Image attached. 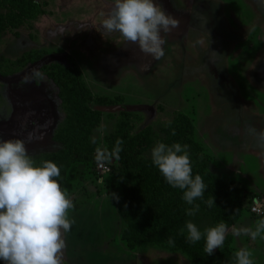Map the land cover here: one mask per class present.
Here are the masks:
<instances>
[{
  "label": "rangeland",
  "instance_id": "374dc122",
  "mask_svg": "<svg viewBox=\"0 0 264 264\" xmlns=\"http://www.w3.org/2000/svg\"><path fill=\"white\" fill-rule=\"evenodd\" d=\"M258 47L264 51V0H0V56L44 52L0 73V167L11 164L0 177L21 188L0 189V264H196L179 235L168 246L145 243L139 222L124 215L126 177L110 154L123 110L136 115L145 156L205 162L247 190L241 217L221 236L232 235L240 264H264V214L251 210L256 198L264 202ZM51 63L76 67L94 97H124L116 106L89 103L99 121L86 130L79 149L87 159L71 165L61 193L49 156L76 149L62 140L74 115L42 70ZM184 119L192 146L175 131ZM100 160L111 167L101 183ZM34 196L48 198L59 216L29 214ZM209 224L193 215L185 237Z\"/></svg>",
  "mask_w": 264,
  "mask_h": 264
},
{
  "label": "trees",
  "instance_id": "16d2710c",
  "mask_svg": "<svg viewBox=\"0 0 264 264\" xmlns=\"http://www.w3.org/2000/svg\"><path fill=\"white\" fill-rule=\"evenodd\" d=\"M43 55L41 50H32L17 59L0 56V73L10 75L18 68L38 62ZM42 70L58 87L63 104L74 115L73 122L69 124L71 129L67 132L69 135L62 140L67 146L75 144L76 149L69 154L59 151L49 156L56 164L53 172L61 193L71 165L87 159L84 151L79 149L87 136L86 130L99 121L97 112L89 109V103L116 106L123 104L124 97H94L74 66L51 63L43 65ZM136 121L135 114L124 110L120 112L115 131L121 136V141L117 149L110 151L111 156L119 161L126 177L123 205L126 219L139 222L141 238L148 244L168 246L170 244L166 242L179 235L180 241L188 242L187 250L196 264H240V257L231 247L232 235L221 234L241 217L247 198L243 187L233 180L216 176L207 169L205 162L182 158L161 162L156 157L145 156L148 145L144 141H137L134 135ZM176 129L178 137L186 144H194L193 127L185 119ZM43 158L45 160V156ZM1 165L0 173H4L5 167L11 164L3 161ZM0 189L21 190L18 181L3 177H0ZM46 199L45 196H34L36 205H28V213L59 216L56 206L45 205ZM195 214L209 218L210 224L197 233L193 232L189 236L190 241L183 230L189 227V219ZM179 244L175 243L173 249H178Z\"/></svg>",
  "mask_w": 264,
  "mask_h": 264
},
{
  "label": "built area",
  "instance_id": "2783aa9c",
  "mask_svg": "<svg viewBox=\"0 0 264 264\" xmlns=\"http://www.w3.org/2000/svg\"><path fill=\"white\" fill-rule=\"evenodd\" d=\"M96 169L98 170V181L99 183L103 182L105 179V175L109 174L111 172V167L108 163L104 161H99L96 164ZM257 199V203L251 207L252 212H254L256 215H262L264 214V202H259V198Z\"/></svg>",
  "mask_w": 264,
  "mask_h": 264
},
{
  "label": "crops",
  "instance_id": "0c3cea01",
  "mask_svg": "<svg viewBox=\"0 0 264 264\" xmlns=\"http://www.w3.org/2000/svg\"><path fill=\"white\" fill-rule=\"evenodd\" d=\"M255 23H256V22H255ZM258 38H259V37H257L256 40H258ZM249 48H251V49L254 48V44H251V46H250ZM258 50H259L260 54L264 52V51H261L262 49H261V48L259 49V47H258V49H257V51H256V54H258ZM245 191H247V190L245 189Z\"/></svg>",
  "mask_w": 264,
  "mask_h": 264
}]
</instances>
